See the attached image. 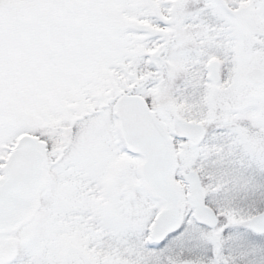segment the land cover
I'll return each instance as SVG.
<instances>
[{
	"label": "snow or ice",
	"instance_id": "6c2138e0",
	"mask_svg": "<svg viewBox=\"0 0 264 264\" xmlns=\"http://www.w3.org/2000/svg\"><path fill=\"white\" fill-rule=\"evenodd\" d=\"M0 264H264V0H0Z\"/></svg>",
	"mask_w": 264,
	"mask_h": 264
}]
</instances>
